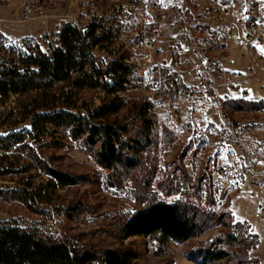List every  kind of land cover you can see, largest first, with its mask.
Returning a JSON list of instances; mask_svg holds the SVG:
<instances>
[{"label":"rangeland","instance_id":"374dc122","mask_svg":"<svg viewBox=\"0 0 264 264\" xmlns=\"http://www.w3.org/2000/svg\"><path fill=\"white\" fill-rule=\"evenodd\" d=\"M30 3L0 0V29L4 32L0 38L4 42L43 47L40 36L76 13L74 2L60 0L53 7L47 4L35 17L25 18L22 5ZM115 3H104L102 10ZM178 25L177 18L172 17L168 34ZM229 55L230 64L234 61L246 73L243 85L247 91L244 97L230 100L264 103V66L257 65L249 74L243 59L233 52ZM180 70L185 83L195 77L189 66H180ZM42 81L47 100L57 99L62 88L71 86L70 82L49 78ZM42 92L0 95V136L31 131L27 111L34 101L41 100ZM73 92L71 100L82 113L99 105L104 97L97 90ZM120 97L124 104L117 115L120 120L128 116L133 105H151L153 142L139 165L124 172L106 170L97 162L95 150L82 139L62 132L36 142L27 136L25 147L0 150V166L11 168L0 173V220L22 229L39 225L49 235L79 248L130 250L136 258L133 264H204L193 255L217 238L233 236V243L218 245L230 255L223 264H264V110L225 109L228 116L224 117L223 103L218 106L213 98L158 100L143 93L137 82ZM23 164H28V170L19 172ZM41 166L72 177L76 184L64 188L57 184L46 193L50 204L35 198V212L11 192L22 187L20 180L31 176L35 187L48 183L50 177ZM159 200L197 206L203 223L197 236L166 243L146 236L124 237L120 231L123 223L137 209Z\"/></svg>","mask_w":264,"mask_h":264},{"label":"trees","instance_id":"16d2710c","mask_svg":"<svg viewBox=\"0 0 264 264\" xmlns=\"http://www.w3.org/2000/svg\"><path fill=\"white\" fill-rule=\"evenodd\" d=\"M61 37L66 50L55 57L53 64H42L38 72L32 75L0 71V95L43 91L41 100L34 101V106L27 111V115L31 117V131L27 134L11 132L0 136V150L9 151L15 145L25 147L27 136L36 142L40 138L62 132L72 139H82L89 149L95 150L97 162L106 170L124 172L137 167L142 154L153 142L155 124L150 117L151 105H133L126 118L118 119L117 115L124 108L120 93L133 83L123 75L125 66L120 58L110 64L113 81L109 84L103 80L83 47L76 46L78 33L75 29L64 27ZM98 40L97 38L95 41ZM45 78L56 82H70L71 86L67 90L62 88L57 99L53 97L47 100L42 81ZM81 89L103 92L104 97L99 105L87 108L82 113L71 100L75 95L73 90ZM222 106L224 117L228 116L225 109L235 112L245 107L253 112L264 110L263 102L229 100ZM27 167L28 164H23L19 172H26ZM42 169L50 177L48 183L35 187L31 176L27 180H20L18 185L22 187L11 192L35 212L38 210L35 198L40 203L50 204L46 193L54 190L57 184L61 188L76 184L75 179L66 174L45 167ZM10 170L11 168L3 169L0 166V173H8ZM199 214L198 207L194 205L179 201H154L137 209L123 223L120 231L126 238L146 236L161 243L184 242L196 237L200 231L203 223ZM234 239L233 236L217 238L193 257L201 259L204 264H223L230 255L218 245L233 243ZM135 259L130 250L108 249L100 252L91 248H79L49 235L39 225L22 229L11 222L0 220V264H133Z\"/></svg>","mask_w":264,"mask_h":264},{"label":"built area","instance_id":"2783aa9c","mask_svg":"<svg viewBox=\"0 0 264 264\" xmlns=\"http://www.w3.org/2000/svg\"><path fill=\"white\" fill-rule=\"evenodd\" d=\"M59 1L31 0L22 13L35 17ZM69 1L75 16L40 36L43 47L0 38V71L32 75L42 64H53L66 50L64 27L76 30V46L83 47L105 82L113 81L110 64L120 58L123 75L158 100L193 96L213 98L219 106L247 95L246 73L230 64L231 52L246 62L249 74L264 66V0H115L108 10L102 8L110 0ZM172 17L179 25L168 34ZM180 66L195 71L192 81H182Z\"/></svg>","mask_w":264,"mask_h":264},{"label":"crops","instance_id":"0c3cea01","mask_svg":"<svg viewBox=\"0 0 264 264\" xmlns=\"http://www.w3.org/2000/svg\"><path fill=\"white\" fill-rule=\"evenodd\" d=\"M0 33H4L3 31H1V29H0Z\"/></svg>","mask_w":264,"mask_h":264}]
</instances>
